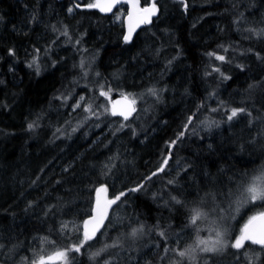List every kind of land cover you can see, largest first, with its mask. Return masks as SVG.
<instances>
[{"label":"trees","instance_id":"1","mask_svg":"<svg viewBox=\"0 0 264 264\" xmlns=\"http://www.w3.org/2000/svg\"><path fill=\"white\" fill-rule=\"evenodd\" d=\"M141 1L158 12L126 41L120 5L0 0V264H264V244L233 247L264 211L247 199L264 172V0ZM120 94L130 119L112 114ZM100 188L124 195L85 242Z\"/></svg>","mask_w":264,"mask_h":264},{"label":"snow or ice","instance_id":"2","mask_svg":"<svg viewBox=\"0 0 264 264\" xmlns=\"http://www.w3.org/2000/svg\"><path fill=\"white\" fill-rule=\"evenodd\" d=\"M118 2H119V0H96V3H89L87 5V7L88 8L98 7V8H100L101 11H110L111 8ZM129 2H131L132 6L134 8H138L139 0H129ZM77 7H79V5H77ZM69 11H72V9H69ZM139 11L145 14V16L143 17V22H149L148 21V16L155 14L156 5H155V3H152L149 7H145V8L139 9ZM129 19L130 20L132 19V14L131 13H129ZM130 31H131V29H130ZM129 38H130V36H125L124 39L127 41ZM217 58L220 59V60L224 59L223 56H220V57H217ZM103 94H105V93H102V95ZM237 111L238 110L233 109L232 116H235L237 114ZM113 114H115V112ZM121 115H124V113H121ZM125 118H127V117H125ZM229 119H231V117H229ZM165 163H167L166 160H165ZM135 190H138V189H133V191H135ZM102 191H107V190H106V188L97 189V207H96V209H94V211L99 214V220L101 222H102L104 216L107 213V206L116 203V201L120 199V196L124 195V193H121L120 195L115 196V199L106 200L104 202V205L102 206L101 203H100V199H99V193L102 192ZM248 191L253 194L252 195V199L253 200H255L257 198H264V191H261V192L257 193V189L255 187L249 188ZM260 215H261V218H264V213H262ZM197 218L198 217L194 216L192 222L195 223ZM92 219L96 220L97 216H93ZM256 219H257V217H251L249 219L248 224H246L245 228L241 230V235L236 239L233 247H236V248L242 247L243 241H245V240H251L253 243L264 244V223H261L260 225H258L254 229H250V227H249L250 225H252L253 221H255ZM88 223H89L88 221H85V231H84V241L85 242L90 240L94 236V234L97 231L98 226H99L97 224L95 227H93V229L90 232L88 230ZM135 231L136 230H133V235L135 234ZM82 246H83V243H81L78 246H75L72 250L78 252ZM204 250L205 251H210L212 249L205 248ZM65 255H66L65 252H57L55 254V256H49L47 259L49 261H51V260H53L55 258H63ZM179 255L180 256H184L185 253L184 252H180ZM38 264H46L45 258L41 257L39 259Z\"/></svg>","mask_w":264,"mask_h":264},{"label":"water","instance_id":"3","mask_svg":"<svg viewBox=\"0 0 264 264\" xmlns=\"http://www.w3.org/2000/svg\"><path fill=\"white\" fill-rule=\"evenodd\" d=\"M95 3H96V0H95ZM152 3H155V2L152 1V2H150L148 4H142V1L139 0L138 8H134L132 6L131 2H129V0H119V2L116 3L111 8L110 11H101L100 8H98V7H94V8H96L97 10H99L103 14H108L114 8H116L117 6L122 5V4L126 5L127 11H126V14L124 16V29H125L124 30V38H125V36H130V38L127 41H131L134 38V36L136 35V33L139 31V29H141L145 25H150L152 23L154 17L156 16V14L158 12V7H157L156 4H155L156 5L155 14L148 16V21L149 22H143V17L145 16V14L139 11V9H142V8H145V7H149ZM129 13L132 14V19L131 20L129 19ZM130 29H131V31H130ZM111 107H112V114L115 112V114H113L114 116L122 117L124 119H130L134 115V113L136 111L135 103L127 95H124V94L117 95L113 99ZM121 113H124V115H121ZM125 117H127V118H125ZM99 199H100L101 205L103 206L104 202L106 200H112V199H115V198L108 197L106 191H102V192L99 193ZM114 204H111V205L107 206V213H106V215L104 216V218H103V220L101 222L99 220V214L94 211V209H96V207H97V194H96V201H95V204H94L93 212L85 220V221L89 222L88 223V230L90 232L93 229V227H95L97 224L99 225L97 231L94 234V236H96L97 233L105 225V223H106V221L108 219L109 213H110L111 209L113 208ZM262 213H264V211H261V212L255 214L253 216V217H257V219L255 221H253L252 225L249 226L250 229H254L258 225H260L261 223H264V218H261V215H260ZM93 216H97V219L93 220L92 219ZM85 221H84V224H83L84 231H85ZM248 222H249V220L245 223V225L248 224ZM245 225H244L243 229L245 228ZM245 241H251V240H245ZM257 244H259V243H257Z\"/></svg>","mask_w":264,"mask_h":264},{"label":"rangeland","instance_id":"4","mask_svg":"<svg viewBox=\"0 0 264 264\" xmlns=\"http://www.w3.org/2000/svg\"><path fill=\"white\" fill-rule=\"evenodd\" d=\"M124 10H125V9H124V4L120 5L118 11L116 12V14L113 15V19H114V20H120L123 16H125V15L122 14V11H124ZM126 11H127V8H126ZM125 14H126V12H125ZM108 95H109V94H108ZM127 96H128V95H127ZM131 99H132V98H131ZM132 101H133V100H132ZM111 106H112V102H111ZM251 187H255V188L257 189V193H259V192H261V191H264V172L261 173V174H259L258 176H256V177L254 178V181H253L252 184L249 186V188H251ZM252 195H253V194H252L251 192L248 191V195H247L248 198H247V199H248V200H253V199H252ZM258 199H260V198H257V199H255L254 201H256V200H258ZM58 252H65V253H66L65 250H61V251H58ZM56 253H57V252H55V253H53V254H51V255L42 256V257L45 258L46 264H64V261H65V259H66V257H67V253H66V255H65L63 258H55V259H53V260H51V261H49V260L47 259L49 256H55ZM40 258H41V257H40ZM40 258H38V259L35 261V264H38Z\"/></svg>","mask_w":264,"mask_h":264}]
</instances>
